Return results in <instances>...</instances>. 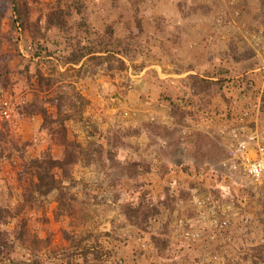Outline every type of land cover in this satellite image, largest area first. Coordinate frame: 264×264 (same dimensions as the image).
I'll use <instances>...</instances> for the list:
<instances>
[{
  "label": "rangeland",
  "instance_id": "obj_1",
  "mask_svg": "<svg viewBox=\"0 0 264 264\" xmlns=\"http://www.w3.org/2000/svg\"><path fill=\"white\" fill-rule=\"evenodd\" d=\"M263 77L264 0H0V264H264Z\"/></svg>",
  "mask_w": 264,
  "mask_h": 264
},
{
  "label": "trees",
  "instance_id": "obj_2",
  "mask_svg": "<svg viewBox=\"0 0 264 264\" xmlns=\"http://www.w3.org/2000/svg\"><path fill=\"white\" fill-rule=\"evenodd\" d=\"M110 32V31H109ZM101 54V53H104V54H112L114 56H121L120 58H114V59H117V61L121 64L120 68L123 70L125 69L126 67V63L124 62L123 59H121L123 57V55L121 53H114L112 51H109V50H105L104 48H102V50H92L90 49L89 47H83V48H80L78 52L76 51H73L71 53V56L67 59V63L68 64H71V65H79L81 63V61H83L84 59H88V61L90 60H102L104 59L103 56H96L97 54ZM106 57V60L108 61L110 59L111 56H105ZM83 67V66H82ZM82 69V68H81ZM39 78L42 82H45L46 81V86H50L51 85V80L50 78H45L44 76H41V74L39 75ZM8 82V81H7ZM6 82V83H7ZM42 111V114L45 116V124L48 123V118L46 117L48 114H47V111L46 110H41ZM63 121V120H62ZM45 163L43 164L40 160H36V163H33L35 165V168L37 169L36 172H35V175L37 176V179H38V184H37V191L38 192H41L42 194H48L50 192H53L54 190L57 189V184L60 183V181L58 180L57 178V175L55 173H52L51 172V169H64L66 168V165L68 163H65V162H62V161H59V160H47L44 161ZM46 164V165H45ZM128 211H129V214H128ZM158 213V212H157ZM139 214V211H136V210H133L132 207L128 208L127 209V218L129 220L132 219V217L134 216L137 217ZM156 214V212H155ZM152 215H154L152 213ZM150 215L148 214L146 216V218H148ZM88 252V251H87ZM88 253H93L94 254V258L96 260H103L101 258V252H97V253H94V251L92 250H89ZM88 264V262H87Z\"/></svg>",
  "mask_w": 264,
  "mask_h": 264
},
{
  "label": "built area",
  "instance_id": "obj_3",
  "mask_svg": "<svg viewBox=\"0 0 264 264\" xmlns=\"http://www.w3.org/2000/svg\"><path fill=\"white\" fill-rule=\"evenodd\" d=\"M2 117L11 119L9 102H5ZM232 170H236L252 181L264 184V141L257 135H247L232 151Z\"/></svg>",
  "mask_w": 264,
  "mask_h": 264
},
{
  "label": "crops",
  "instance_id": "obj_4",
  "mask_svg": "<svg viewBox=\"0 0 264 264\" xmlns=\"http://www.w3.org/2000/svg\"><path fill=\"white\" fill-rule=\"evenodd\" d=\"M263 83H264V77H263Z\"/></svg>",
  "mask_w": 264,
  "mask_h": 264
}]
</instances>
